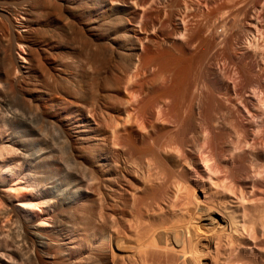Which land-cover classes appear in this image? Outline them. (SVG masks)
I'll list each match as a JSON object with an SVG mask.
<instances>
[{
  "label": "bare ground",
  "instance_id": "obj_1",
  "mask_svg": "<svg viewBox=\"0 0 264 264\" xmlns=\"http://www.w3.org/2000/svg\"><path fill=\"white\" fill-rule=\"evenodd\" d=\"M237 1L0 0V264H264V0L252 38Z\"/></svg>",
  "mask_w": 264,
  "mask_h": 264
},
{
  "label": "rangeland",
  "instance_id": "obj_2",
  "mask_svg": "<svg viewBox=\"0 0 264 264\" xmlns=\"http://www.w3.org/2000/svg\"><path fill=\"white\" fill-rule=\"evenodd\" d=\"M252 1H253V0H252ZM252 1L250 0V2H252ZM250 2H249V4H250ZM247 3H248V2H247ZM249 4H245V5H244V4H243V5L241 4V5H240V3H238V1H237V3L235 2V5H239L240 7L244 6V8H240V7H238V8H240V9H238L237 6H236V7L233 6V7L236 8V9L231 8V12H230L229 9H228L229 11H228V10L225 11V12L229 13L228 15H229V16L231 15V17H229V16L227 15V13H226V15H224L225 12H223V13L216 14V15H217V18L219 17L218 15H220V14H221L222 16H223V15L226 16V18L229 17V18H228L229 20L232 18V20H230V22H231L230 24L234 25L233 28H234L235 25H236L235 28H236L237 30L234 29L235 32H236V33H241V34H243V35L246 36V37H249V36H250V38H252V37H253V36H252L253 33L249 32V31H248V32H249V33H248V32H247V29H246V30L244 29V26H240V25H245V24L248 22V19H247L248 16H247V18H246L247 20L245 19V17H246V13H245V12L248 11V12H247V15H248V13L250 12L248 9L253 10V8H254V5H255V4H254V5H250V7L248 8ZM246 5H248V6H246ZM251 6H252L253 8H251ZM245 7H246V8H245ZM247 8H248V9H247ZM232 9H233V10H232ZM243 9L246 10V11H244ZM241 10H243V14H244V15L242 14V11H241ZM232 11H233V12H232ZM237 11H238V12H237ZM234 12H235V13H234ZM236 12H237V13H236ZM233 14H235V15H233ZM221 15H220V17L218 18V20H222V18H221L222 16H221ZM236 15H237V16H236ZM241 15H242V17H241ZM212 16H213V17H212ZM212 16H211V18H212V19H211L212 22H214V20H217L215 14L212 15ZM232 16H233V17H232ZM234 16H235V17H234ZM236 17H237V18H236ZM239 17H240V18H239ZM243 17H244V18H243ZM214 18H215V19H214ZM224 18H225V17H224ZM233 18H234V20H236V21H234ZM235 18H236V19H235ZM239 20H240V21H239ZM245 20L247 21L246 23H245ZM233 21L235 22L234 24H233ZM238 21L241 22L242 24H240ZM236 22H237V23H236ZM219 23H220V21L217 23V25H216L217 27L214 26L215 29H213V30H214V32L222 33L225 29H224V27L221 25V23H220V24H219ZM243 23H245V24H243ZM232 25H231V26H232ZM221 26H222V27H221ZM231 26H230V27H231ZM218 27H219L220 29H219ZM216 28H217V29H216ZM231 28H232V27H231ZM239 28H240V29H239ZM242 28H243V29H242ZM245 28H246V25H245ZM241 30H242V31H241ZM243 30H245V31L243 32ZM240 31H241V32H240ZM250 34H251V35H250ZM262 35H263V34L260 33V35L258 36V37L260 38V40L258 39V40H259V44L257 43V45H256V50L258 49V50H257L258 52L256 51V52H257V53H256V54H257V58H259L258 60H260V59L262 60V57L260 58V56L258 55V54H260L259 50L262 49V47H264V46H263V45H264V41H263L264 37H261ZM251 36H252V37H251ZM261 38H263V39H261ZM262 44H263V45H262ZM259 47H260V48H259ZM223 50H225V49L222 48V50L220 51V53L217 55L216 62H218V63H219L220 65H222V66H224V63H225V64H226L225 67H229V68L231 67V68H232L231 63H228V61H229V60H228V58H229V54H227L228 51L225 50L227 53H225V52L222 53ZM226 54H227V56H226ZM218 56H219V57H218ZM226 57H227V58H226ZM219 60H220V61H219ZM261 60H260V61H261ZM229 62H230V61H229ZM232 65H233V64H232ZM259 65H260V67H261V64H259ZM181 66H182V67L178 66V69L181 70L182 72H184V70H185V71H186L185 73L188 74V78L190 77V78H189V79H190V82H191L192 84H194V83L196 82V80H195V79H196V73H195V69H194V67L191 66V65H187V66H188V67H187L186 64H185V65L183 64V65H181ZM185 66H186V67H185ZM260 67L258 66V68H260ZM233 68H234V65H233ZM189 69H190V70H189ZM191 69H192V70H191ZM193 69H194V70H193ZM193 76H194V77H193Z\"/></svg>",
  "mask_w": 264,
  "mask_h": 264
}]
</instances>
